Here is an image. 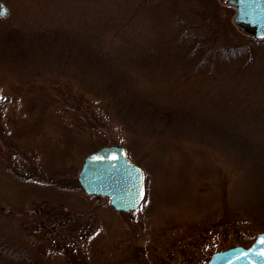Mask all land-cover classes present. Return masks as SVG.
I'll list each match as a JSON object with an SVG mask.
<instances>
[{"label":"rangeland","instance_id":"obj_1","mask_svg":"<svg viewBox=\"0 0 264 264\" xmlns=\"http://www.w3.org/2000/svg\"><path fill=\"white\" fill-rule=\"evenodd\" d=\"M0 2V264H205L263 231L264 42L246 43L231 7ZM127 21L129 37L119 30ZM55 29L68 34L53 40ZM64 34L87 67L72 66L75 50L65 51L57 70L67 75L43 81V91L31 72L52 59L41 45ZM212 45L227 52L200 64ZM234 47L243 50L228 52ZM106 80L129 81V96L80 90ZM41 90L47 109L26 112ZM106 145L124 147L143 171L135 210L115 212L76 181L84 156Z\"/></svg>","mask_w":264,"mask_h":264},{"label":"water","instance_id":"obj_2","mask_svg":"<svg viewBox=\"0 0 264 264\" xmlns=\"http://www.w3.org/2000/svg\"><path fill=\"white\" fill-rule=\"evenodd\" d=\"M234 10L232 24L254 42H264V0H218ZM0 12L6 8L0 2ZM76 181L87 196L106 197L115 212L137 209L144 194L142 169L122 146L106 145L86 154ZM264 231L247 247L240 245L212 253L206 264H264Z\"/></svg>","mask_w":264,"mask_h":264},{"label":"trees","instance_id":"obj_3","mask_svg":"<svg viewBox=\"0 0 264 264\" xmlns=\"http://www.w3.org/2000/svg\"><path fill=\"white\" fill-rule=\"evenodd\" d=\"M142 9H143V7L135 6L134 13L140 12ZM177 27L179 29V24H178ZM128 29H129V21H127V23L123 26L122 29L119 28V30L122 33H124L126 37H129V32H128L129 30ZM186 29L189 30L188 26L185 27V30ZM54 31H57V32L51 35V38L53 40L58 38V37H61L63 35V34H60V32H59L61 30L55 29ZM61 32L65 33V34H68L66 31L64 32V30L61 31ZM65 34L61 38V40L53 41L48 47H44V46L41 45V48H46V49H51L52 50L51 51V58L52 59L49 62V64H47V65H43V64L39 65L38 64V68L36 70H33L31 73L34 74V75H39V77L38 76H33L34 80L38 81V82L33 83V84H36L39 87V89H42L43 91L45 90L44 87H46V84L43 81H46L47 79H53L55 76L59 77V76H63V75L66 76L67 75L66 73H63L61 70H57L61 66L62 61H65L67 59V57L63 55V53L65 51L68 52V51H70L72 49L75 50V53H74V56H73V61H72V66H80L81 69H85L83 67H87V62H88L89 58L87 56H85L83 60L78 61L77 60V51H76L77 49H76L75 45L73 44V42L70 41V39H68ZM177 38H178L177 40L180 41V43H186L187 38H188L187 32H184V30L181 29L180 33H178ZM242 38L246 41V43H249V42L254 43V41L250 37H247V36L243 35ZM111 40H113V39H111ZM110 41H108L107 43H109ZM103 44H105V43H103ZM212 49H213V52H211ZM214 49L215 48H213V45H212V48H210V47L209 48H205L203 54H198V56H197L198 59L196 58L198 60V62L200 64L203 63V62L201 63V61L204 60V56H203L204 54L208 55V56L212 54L214 56V58L215 57L218 58L219 56H222L221 55L222 53H226L227 52V50L219 52V51L214 50ZM202 50L203 49H201V50L199 49V51H202ZM242 50H243V48H241V47H234V48H231L230 51H228V52L235 53V52H240ZM43 58H44V55L42 56V60H43ZM55 60H57V62L55 64H53L54 66L52 68H50V66L52 65V63ZM44 64H46V63H44ZM80 67H76V68H80ZM126 81H128V80H126ZM40 82H41V84H39ZM80 90H89L90 92H92L94 94H97V95H100L102 97L103 96L104 97H108V95H110L111 97H113L112 99L115 98V101H116L120 97L129 96V81H128V83H123L120 87H118L117 85L113 86L112 84L109 83V81L106 80V81H104L102 83L101 88H89V87H87V88H84V89L80 88ZM43 91H42V96H43L42 100L43 101L40 99V94H38V96H36V94H34L32 92L30 93L31 96L35 97V102L33 101L31 103L32 105H29V102H28V104L26 105L27 108L25 107L26 112L27 111L29 112L31 108L37 110V107H38V109H40L41 112H43V111H45L47 109L49 103H46V102H48L49 99H51V98H46L45 99L44 95H45L46 92H43ZM126 91H128V93H126ZM47 93H48V91H47ZM48 94L47 95L49 97L53 96L51 93H48ZM31 96L28 97L27 95H24L23 97L25 98L26 101H28L27 99L31 98ZM45 100H48V101H45ZM128 100H129V97H128ZM36 101H37L38 104L36 103ZM39 104H41V107H40ZM58 122L61 123V121H58ZM261 230L264 231V222L262 224ZM0 243H1V245H0V253H3L6 250V248H5V250L2 249V247H3L2 244L4 242H3L2 238H1V236H0Z\"/></svg>","mask_w":264,"mask_h":264},{"label":"snow or ice","instance_id":"obj_4","mask_svg":"<svg viewBox=\"0 0 264 264\" xmlns=\"http://www.w3.org/2000/svg\"><path fill=\"white\" fill-rule=\"evenodd\" d=\"M3 13L2 12H0V15H2ZM262 243H264V241H262Z\"/></svg>","mask_w":264,"mask_h":264}]
</instances>
